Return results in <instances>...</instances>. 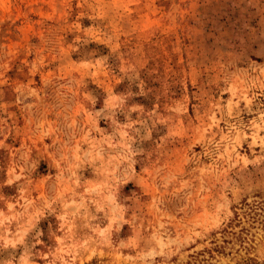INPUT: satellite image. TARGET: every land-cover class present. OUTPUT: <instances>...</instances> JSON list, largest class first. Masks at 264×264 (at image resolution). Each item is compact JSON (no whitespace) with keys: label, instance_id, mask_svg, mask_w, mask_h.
Wrapping results in <instances>:
<instances>
[{"label":"rangeland","instance_id":"obj_1","mask_svg":"<svg viewBox=\"0 0 264 264\" xmlns=\"http://www.w3.org/2000/svg\"><path fill=\"white\" fill-rule=\"evenodd\" d=\"M0 264H264V0H0Z\"/></svg>","mask_w":264,"mask_h":264}]
</instances>
